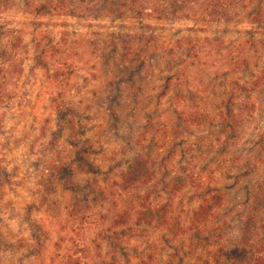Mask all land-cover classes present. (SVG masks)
I'll return each mask as SVG.
<instances>
[{
    "label": "rangeland",
    "instance_id": "rangeland-1",
    "mask_svg": "<svg viewBox=\"0 0 264 264\" xmlns=\"http://www.w3.org/2000/svg\"><path fill=\"white\" fill-rule=\"evenodd\" d=\"M259 1L0 0V264H76L83 213L57 182L76 156L78 190L101 188L81 264H201L240 245L264 197ZM137 160L144 183H104ZM149 203L171 225L134 216L116 237L115 215Z\"/></svg>",
    "mask_w": 264,
    "mask_h": 264
},
{
    "label": "trees",
    "instance_id": "trees-1",
    "mask_svg": "<svg viewBox=\"0 0 264 264\" xmlns=\"http://www.w3.org/2000/svg\"><path fill=\"white\" fill-rule=\"evenodd\" d=\"M225 1L226 0H216V2H213V5L222 4V2ZM263 3L264 0L259 1V4ZM73 134L75 135V132H71V140L69 141V143L74 149H76L77 144L74 141L75 136H73ZM79 164L85 165V161L82 163L80 157L76 156L74 159L66 160L60 167L57 168V182L65 192L69 193L71 197L67 212L70 210V215L74 213L73 211H80V213H83L80 216L78 215L77 218L75 217V215L72 216L79 220V222H76L73 225V232L76 234V240L73 239V244H75V246H79V248H77L76 250L81 253L78 256H76V251L75 254H72V257H74L73 260L76 261V264H81V260L82 258H84L82 253L85 248L83 237L84 232H86L85 227L87 228L90 225H92L93 227L95 226V221L91 218V215L87 213L84 214V212L81 211L89 209V206L87 205V199H89L88 196H90L91 194H95V192L97 193L101 189L100 186L96 184V180H86L84 182L83 189L78 190L77 185H75L73 181V166ZM146 166L147 165L143 167L139 165V161L137 160V163L130 166L127 169L128 171L124 173L125 177L122 183L119 184L114 181L110 183L109 178H106L107 180H104V183L108 184V187L112 186L113 188H123L125 186H131L134 183H137L141 178L142 182L140 183H144V179L151 178L152 174L151 171L148 170V166ZM88 170L90 171L92 170V168L90 167ZM262 191H264V189H262ZM98 195L101 196L103 195V193L100 192ZM97 198L98 197H96V199ZM92 201H96L95 197H93ZM82 203L83 205L80 206ZM251 204L253 205L251 206L252 213L244 220V223H242L241 225L240 245L236 247L232 246L227 249L224 246H219L213 252L211 258L209 257L210 259L208 258L202 261L201 264H264V226L261 222H258L259 215L264 208V197L261 200H258V198H256V200L254 202L252 201ZM147 205L148 206L143 209L141 213L133 209L132 213L130 211H123L120 214L115 215L116 217H114V219L111 221L110 226L112 225L113 228L119 225L122 226V229H120L119 231H114L116 237L125 236V234L129 233V231L132 230L131 225L127 226V224L131 222L132 217L134 216H136L135 227L137 228L140 226V222L146 218L150 220L148 225H150V222L152 223L153 221L154 227L159 226L160 223H163L164 225H171L172 220L169 210L160 205L151 206L150 203ZM149 206H151V208ZM208 212H205L204 217H207ZM204 217L202 219L205 220L206 218ZM194 224L198 226V224L200 223L195 221ZM174 225V233L178 235L177 233L182 229L181 223L178 221V223Z\"/></svg>",
    "mask_w": 264,
    "mask_h": 264
}]
</instances>
